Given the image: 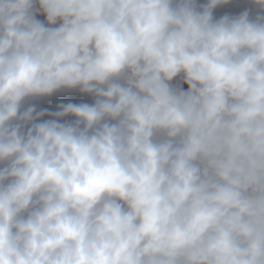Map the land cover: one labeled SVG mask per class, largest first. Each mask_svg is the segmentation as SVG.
<instances>
[{"label": "clouds", "instance_id": "clouds-1", "mask_svg": "<svg viewBox=\"0 0 264 264\" xmlns=\"http://www.w3.org/2000/svg\"><path fill=\"white\" fill-rule=\"evenodd\" d=\"M0 264H264V0H0Z\"/></svg>", "mask_w": 264, "mask_h": 264}]
</instances>
